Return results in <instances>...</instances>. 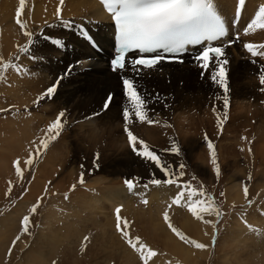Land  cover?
<instances>
[{"label":"bare ground","instance_id":"1","mask_svg":"<svg viewBox=\"0 0 264 264\" xmlns=\"http://www.w3.org/2000/svg\"><path fill=\"white\" fill-rule=\"evenodd\" d=\"M262 4L264 0H245L244 5H239L238 0H213L214 8L229 29V37L225 41L232 40V37H237L238 34L243 44H264V30L257 29L255 33L247 35L243 31ZM58 5L59 0H26L21 19L26 22L27 29L35 34L36 43L31 48L41 57L33 60L29 55L20 53L17 47L25 45L28 39L15 24L19 0H0V57L5 61L11 59L13 63H19L21 66L20 72L10 68L3 74L4 79H0V100H4L3 95L6 94L13 102L16 101L8 102L12 108L0 116V135H4L0 152V185L7 186L9 181H17L12 167L13 161L19 158L23 162L29 153L34 154L40 148V139L44 137L43 130L60 111L66 112L63 119L67 121L57 140L51 142L48 149L41 148L42 155L39 159H34L31 185L17 203L16 212L20 213L25 202L47 192L54 197L58 193H67L68 199H60L55 203L51 201L47 205L49 207L41 211L39 229L30 241L29 249L24 250L27 242L20 240L18 251L11 254L12 260L18 257L16 264H140L138 255H135L137 253L127 247L115 230L116 207H121V216L131 222L130 227L138 228L136 221L142 220L140 223L144 224L139 226L143 230L141 234L148 236L146 230L153 231L150 234L153 233L154 236H150L145 244L164 251V255L154 258V264H187L194 260L198 253L199 257L206 259L208 250H184L183 243L164 220V213L167 211L173 225L179 227L190 239L202 243L213 239L215 229L211 223L197 221L186 208L172 205V199L178 190L173 189L168 193L167 200L169 206L171 205L168 208L166 200L162 198L166 193L165 189H152L148 195V203L144 206L138 204L136 199L130 200V193H127L125 185L122 186L125 180L123 175L135 177L133 174L136 173V177L145 176L144 179L149 180L150 173L155 168L128 149L120 113L126 101L118 83V73L112 72L107 64L112 54L113 32L110 17L96 0H64L61 13L63 20L73 19L74 24L81 23L82 20L85 24L96 22L94 26L97 30L91 27V32L103 49L102 53H98L79 37L76 30L68 31L56 20L55 8ZM238 7L239 20L235 29L233 24L238 17ZM45 21L53 26L47 27ZM41 33L50 34L63 41L64 46L59 47L51 40H43ZM241 41H235L232 47L226 48L229 61L226 66L229 89L227 96L229 107L234 106L230 109L226 121L229 123V120H235L237 124L225 125L224 137L228 142H218L215 150L223 158L222 154H236L234 149L240 148L242 152H248L247 155L243 153L247 160L253 155L255 165L260 168L258 171L262 172L264 126L258 120V113L264 112V107H259L257 98L261 99L260 96L264 95L260 90L264 85L259 82L260 71L257 66L259 61L264 62V57H258L259 61L248 58L249 53L244 52ZM236 44L243 51L231 60L230 51L236 52ZM16 56L20 57L19 61L14 59ZM253 59L255 63H251ZM78 61L82 63L77 64ZM67 64L73 65V70L71 75L60 81L54 97L40 101L39 104L43 106L39 110L36 109L38 112L24 113L25 108L32 110L37 97L54 83L58 75L68 70ZM24 70H27L26 73ZM202 72L203 75L200 76ZM211 75V70L205 71L188 56L183 63L160 64L154 70H146L139 82L143 85L142 90L146 88L153 96L159 93L162 98V102L149 104V108L154 110L150 115L159 123H135L130 128L139 138L154 147L158 138L155 131H165V126L177 128V139L184 142V138L190 140L191 130L196 129L197 133L209 119L217 123L218 118L222 119L221 114H218V106L222 104L225 110L224 93L222 88L212 82ZM109 92L114 94V98L109 108L104 111L102 106ZM217 96L221 98L217 100ZM29 103L31 108L27 107ZM120 104L123 106L119 107ZM96 113L99 114L94 115ZM209 125L212 123L209 122ZM229 132L236 134L231 137L226 134ZM163 134L165 145L162 150L176 144L174 135L168 132ZM216 134L211 135V138L215 140ZM200 140L202 141L197 134V138L192 140V145L197 146L201 143ZM101 151H105V155H100L102 166L99 171L105 172V175L88 180L89 173L86 171L84 183H77L81 172L79 164L83 163V168L87 170L92 168V153ZM192 156L195 157L190 158L192 161L199 158L201 167H207L210 158L208 150L204 151V154ZM166 158L164 157L168 161L170 157ZM236 162L233 160L234 165ZM140 165L146 168L149 165L151 169L142 173L143 166ZM261 172L260 174H263ZM58 176L60 178L55 182L54 188L45 192L49 181ZM157 178L163 179V176L158 173ZM73 184H76V189L70 191ZM94 188L98 196L92 193ZM229 192L231 206L242 204L246 199L243 190H239L236 184L229 188ZM262 193L264 184L257 195ZM14 210L15 208L5 217L10 218ZM204 219L208 220L205 217ZM235 219H238V216L231 217V220ZM238 221V225L231 223L242 227L241 229L230 233L224 231L219 236L218 243L222 246L220 251H225L220 263L264 264V204L241 216ZM85 236L89 239L85 240ZM131 236L136 238L135 235ZM157 238L163 239L164 245H156L154 242ZM1 245L3 247V244ZM149 264L153 262L149 261Z\"/></svg>","mask_w":264,"mask_h":264},{"label":"snow or ice","instance_id":"2","mask_svg":"<svg viewBox=\"0 0 264 264\" xmlns=\"http://www.w3.org/2000/svg\"><path fill=\"white\" fill-rule=\"evenodd\" d=\"M26 0H19V7L16 9L15 24L19 27L23 36L27 37V43L23 46H17L20 53L30 56L31 59L36 60L41 57L36 55L35 49L31 46L35 45V34L27 29V24L21 19L22 13L25 9ZM105 10L110 14L111 20L114 23L116 48L115 55L110 61L111 71L118 73V83L122 88V94L126 101L122 108L123 131L127 136V144L131 151L142 160L154 165L155 171L150 174V179L143 185L144 189H148L149 185H176L179 189L176 196L172 199V205H177L182 209L187 210L197 221H202L205 224H212L216 228L220 218L224 215L221 208L216 204L215 198L209 195L203 185L199 188H193L191 181L181 183L184 177V169L186 165L181 162L175 168L173 164L166 161L161 153L155 150L150 144L139 138L131 130L130 126L135 123L141 124H158L159 121L155 120L150 112H154L149 108V104L157 101L162 102L159 93L151 95L147 89L139 82L142 79L146 70L156 69L162 61L168 62H183L179 56L173 55L176 53L183 54L188 51L187 46H199L193 59L205 71L211 70V80L214 84L223 89V104L224 108L229 107L227 87V65L229 63L226 56V47L222 38L227 36V29L225 22L214 10L213 0H100ZM239 5H244L245 0H238ZM64 0H59V5L55 8V18L60 21L64 28L71 29L74 26L73 22L65 21L62 18V6ZM239 15V7L237 10ZM47 27L53 25L45 21ZM257 29L264 30V4H262L258 11H256L254 18L243 29L244 34L255 33ZM81 31L83 28L81 27ZM43 40L49 41L59 47H63V41L55 39L50 34L41 33ZM239 36H237V39ZM209 42V43H206ZM210 42H219L213 45ZM235 43V40H229L228 44ZM244 49L251 55V57H264V44H256L246 42L243 44ZM135 53V55H132ZM16 61L20 60L19 56L14 58ZM255 63V59L252 61ZM82 62H77L81 64ZM73 65L68 66V70L55 81L46 90L41 93L33 102L37 106L40 101L45 99L51 100L60 84L62 79L71 75ZM10 68L16 69L20 72L21 66L19 63H13L12 60L5 61L0 57V79H4V73ZM264 69V65H261ZM27 70H24L26 73ZM24 74V73H21ZM203 75V72L201 73ZM259 82L264 85V73L259 77ZM264 92V87L260 89ZM114 94L109 92L103 103V109L107 110L112 103ZM221 97L217 96L219 100ZM264 103V101H262ZM27 111V108L25 109ZM9 111V109H0V112ZM215 111V108H213ZM96 113L94 115H98ZM66 112L60 111L55 119L50 122L46 129H44V137L40 139V148L35 153H29L27 159L23 162L19 158L13 161L12 167L15 171V177L18 181L25 179V171L31 170L34 159H39L42 155V149H48L51 142L56 141L65 129L67 121L65 118ZM227 112L224 113L223 118L217 121L218 128L223 127V120H227ZM87 119V118H86ZM206 146L211 157V165L217 177L221 175V168L217 161V153L214 143L204 136ZM165 152H170L179 156L181 149L178 144H173L171 148L164 149ZM251 151V149H249ZM99 153H95L93 157V166L98 167ZM23 163V167H22ZM81 167L80 177L77 183H84L83 165ZM157 173L163 176V179L157 178ZM251 177H249L250 179ZM192 180L196 177L192 176ZM51 184V181H49ZM124 184L127 190L136 195L134 188L139 184L138 179H125ZM23 188V183H21ZM12 182L9 181V187L5 195L12 192ZM76 189V184H73L70 191ZM27 191V189H24ZM48 191V185L45 186V192ZM244 196L247 199L249 189L247 186L243 188ZM142 202L147 204V200L143 199ZM220 196L223 197L224 193L221 192ZM43 197L37 199L36 204H33L29 209V214L24 215L20 221L21 235H32L30 231V216L35 214L40 206ZM65 199H68V194L65 193ZM251 205L252 201L248 200ZM171 207V205L169 206ZM216 217V221L212 222L204 219V215ZM115 230L121 235L124 242L138 254L141 264H149L158 253L152 248L148 247L145 243L141 242L139 237L133 238L128 229H130L127 219L121 216V207L115 209ZM164 220L169 229L179 238V240L188 246L195 249L203 250L207 247L204 243L197 242L195 239H190L183 232H181L170 220L167 211L164 213ZM21 235H17L12 240L11 246L8 248V254L11 255L12 248L16 246L17 241L20 240ZM85 240L89 238L84 237ZM216 237L213 235V240Z\"/></svg>","mask_w":264,"mask_h":264},{"label":"rangeland","instance_id":"3","mask_svg":"<svg viewBox=\"0 0 264 264\" xmlns=\"http://www.w3.org/2000/svg\"><path fill=\"white\" fill-rule=\"evenodd\" d=\"M236 25H234L235 29H237ZM234 35H236V34H234ZM237 36H238V34H237ZM234 37H232V39H234L237 43L239 41H241V40H239V38L237 39V37H235V38ZM241 44L243 46V42L242 41H241ZM237 45L238 44H236V48H237L236 52L230 51L229 58L231 60L234 59V57H236L237 55L238 56L241 55L243 50H244V52L246 51L245 49H243V50L239 49V47H237ZM27 58H29V57H27ZM248 58H253V57H251V55L248 54ZM255 59L259 61L258 57H256ZM252 61L253 60H251V63H253ZM71 62H74V61H71ZM22 63H24V61ZM26 64H28V63H26ZM261 65H264V62L261 63L259 61V65L257 66V69L259 68L260 75L262 73H264V69L262 71L261 70L262 68H260ZM200 76H201V74H200ZM257 77H259V76H257ZM258 92L260 94H262V92H260L259 90H258ZM260 98L261 99L257 98V103L260 104L259 105L260 108H263L264 107V103L262 104V101H264V95L260 96ZM3 99L4 100H0V106H2V107H0V109H10L12 107H10L11 105H9L8 102H11V103H15L16 102L15 100L13 102V100L9 96H7L6 94L3 95ZM40 104H39L38 107H36V104H34L35 107H33L32 110L31 109L27 110V111L24 110L23 112L24 113H32L31 111L38 112L36 109L39 110L43 106V105H40ZM121 106H123V104H120L119 107H121ZM222 106H223L222 104H221V106L220 105L218 106V114H221V118H223V115H224L225 112H227V115H229L230 114V109H232L234 107V106H231V107L223 110ZM21 107H23V106H21ZM27 107L31 108L30 103L28 104ZM5 112H7V111H5ZM5 112H0V116L3 115ZM120 113L122 115V109L120 110ZM258 120H260L261 125L264 126V112H259L258 113ZM227 121H228V118H227ZM227 121L223 120V128L221 129V128H218L216 122L210 121V119H209L206 122V125L204 127H202L200 130H198L197 133H196V129L195 130L194 129L191 130V134H190L191 138H190V140L188 141L186 138H184V140H185L184 142H181V140L177 139V135L176 134H177V132L179 130L177 128H175V127L171 128L169 126H165V129H166L165 131H163V129L155 131L156 135H158V138L155 141V146L153 148L155 150L159 151L162 156L164 155L165 158H166V156H167V158L170 157L169 159H167V158L166 159L170 163L173 164L174 168L176 166H178L181 162H183L186 165V168L184 169L185 175L181 179L180 182L183 183V182L191 181V184H192L193 188H199L201 185H203L204 190L209 195H211V196H213L215 198L216 204L221 208L222 212L224 213V215L220 218L219 223L216 224V228H215V231H214V235H215L216 239L214 241H212L213 240L212 239L209 242H205L204 243L205 245H207V247L205 249H203V250H208L209 251L207 258L203 259V258L199 257L200 255L198 253L195 256V259L194 260H190L187 264H221L220 262L222 260L220 258L224 256V255H222V253L225 254V251H220V249L222 247L218 243L220 234L222 232H224V231H226L227 233H230V232H233V230L241 229L242 227H238V226L236 227V226L232 225L231 222H234L235 224L238 225L239 224L238 219L241 218V216H244L247 213L249 214L250 212L253 211V209L261 206L262 204H264V193H262L260 195L259 194L257 195V192L261 188V185L264 184V170L262 169V172L261 171L260 172L263 173V174H260V172L258 171L260 168H259V166L255 165V162H254L252 154L250 155L251 158L247 160L246 158H244V154L247 155L248 152L245 153L244 151L242 152V150L240 148H236V149H234L236 151V154L227 155V156H226V154H222L224 156L222 158L221 155L219 156V154H218L219 152L217 153V151H216V153L218 155L217 156V161H218V164L220 165V168H221V175L219 177H217L215 175L214 171H213V166L211 165V162H210L211 161V157L208 158V165H207V167H204V168L201 167V165L199 164V160H200L199 158H196L197 161L196 160L192 161L190 159V158H194L195 159V157H193L192 154H195V155L204 154V151L208 150L207 146H206V142L204 140V136L205 135H207L208 138L214 143L215 148H216V146H218V142H221V143L228 142V141H225L227 138L224 137V134L226 132V131H224V127H225L226 124H229V125L234 124V126H235V124H237V123H236L235 120H229V123ZM209 122L212 123V125H209ZM136 124H139V123L137 122ZM0 126H2V125H0ZM69 128H70V126H69ZM221 130H223V131H221ZM133 132H134V134L139 136L135 131H133ZM164 132H168V133L174 135L176 144L179 145L181 150H184V151H181V154L179 156H177L175 154H172L170 152H165V151L162 150V146L164 147V145H165V143L163 145V138H162V136L164 135L163 134ZM215 133H217L216 134V138L217 139L215 138V140H214L213 138H211V135L213 136V135H215ZM233 133L229 132V133H226V134L232 137L233 135L236 134L235 132H233ZM197 134H198L199 137H201L202 141L200 140L201 143L198 144L197 146H193L192 145V140L197 138ZM3 137H4V135H2V133H1V135H0V152H2V143H3L2 139H3ZM160 143H161V146H160ZM187 143H189V144H187ZM128 149H129V151L131 150L130 147ZM229 151H231V150H229ZM95 153H97V152H95ZM95 153H92L91 161H93V157H94ZM98 153H99L98 167H94L93 164H92L91 165L92 168H89L88 170H87V168L84 169L85 167L83 168V172L87 171L89 173L88 180H95V179L105 175V172L99 171L101 166H102V164L100 163V155H105V151H101V152H98ZM69 155H71V153ZM189 155H191V156H189ZM80 157H82V155ZM233 160H234V162L237 161L236 164H235L236 166L233 164ZM82 164L83 163L79 164V166H81ZM140 167H142V173L147 172L148 170L151 169L149 165H148L147 168L144 165H140ZM239 168H240V170H239ZM133 175L136 177V173L133 174ZM59 176L57 178H55V180H50L51 184H48V189H50L52 187L54 188L55 182H57L59 180V178H60ZM84 176H86L85 173H84ZM192 176H195L196 179L192 180L191 179ZM123 177L125 179H129V178L133 179V178H131V176H128V177L126 176L125 177V175H123ZM249 177H251V178L249 179ZM31 178H32V170H30V171L28 170L25 173V179L23 181H18L17 180L18 181L17 182L16 180H12L11 182H12L13 188H12V192L9 195H5V193L8 190L7 187H9V183H8L7 186L0 185V188H1L0 189V250H1L0 251V264H16L17 263L18 257L12 260L11 255L8 254V248L11 246L12 240L15 239V237L17 235H21L20 221H21V219L23 218L24 215H28L29 214L30 207L33 204H36L37 199L39 197L43 196V199L40 202V206H39L37 212L30 216V221H31L30 231H31L32 235L23 234V235H21V238H20V240H24L23 242H27L24 250L25 249H29V247L31 245L30 241L32 240L33 236L35 235V233L39 229V224L41 222V213H42L41 211L43 209L46 210L49 207L47 205L50 204L51 201L53 203H55V202L60 201V199H64L65 198V195H63L62 193H58V195L54 197L53 195H48L47 194L48 192H47V193H45L42 196H39V197L35 196V198H34L35 200L32 199V200H30L28 202H25L24 203V208L20 211V213H17L16 212V209L18 207L17 203L20 202L21 197L23 196V194H25L24 189H27L28 186L31 185V182H32ZM144 178H146V177L145 176L144 177H141V176L136 177V179L140 180V182H141L140 183L141 186H136L134 188V192L137 193L136 195L130 193L129 191H127L125 189L128 194L130 193V200L137 199V201L139 202L138 204L144 205V203L142 202V197L139 194H143V197L147 198V203H148V199H149L148 195L152 191V189H158V190L165 189L166 193L163 194L162 198L166 200V205L169 208V202L167 200V196H168V193L170 192V190L176 189V190L179 191V189L176 187V185H161V186L149 185L148 189L146 190V189H144L143 185L145 183H147L148 180L144 179ZM21 183H23V188L21 187ZM235 184L239 186V190H243V188L245 186H247L248 189H249V194H248L247 199H245V201L242 204L231 206L230 203H229L230 195H231L230 192H229V188L231 186L235 185ZM124 185L125 184L123 182L122 186L124 187ZM5 187H6V189H5ZM86 187H87V185H86ZM2 189L4 190V193H3ZM1 192L3 194H1ZM221 192L224 193L223 197L220 196ZM92 193L94 195L98 196L96 188L92 189ZM248 200L252 201L251 205L248 204ZM97 206H99V204H97ZM144 206H146V205H144ZM13 208H15V210L11 213V217L10 218H6L5 216H7L8 213ZM260 211H263V209H260ZM2 216H3V218H2ZM232 216H234V217L238 216V219H235V221H233V220H231ZM204 217L207 218L210 221H212L213 219H215L214 222L216 221V217L214 215L209 216V215L205 214ZM3 220H4V222H3ZM141 221L142 220L136 221L137 225L141 226L142 224H144V223H140ZM130 223L131 222H129V224ZM242 224H243V221H242ZM139 226H138V228H135V229H134L133 226L130 227V229H128L129 234L130 235H135L136 237H139L140 241L145 243L146 241L149 240L150 236L151 237L154 236L153 233L150 234L153 231L150 230L151 232H149L148 230H146L148 232V236L143 235V234H141V231L143 232V230L140 229L141 227H139ZM177 228L179 229V227H177ZM231 228H232V230H231ZM180 231H182V230H180ZM154 233H156V232H154ZM142 239H144L145 241H142ZM20 240H19V243L17 241L18 244L16 243V246L12 248V253L16 254V252L18 251ZM4 241H6V242H4ZM197 242H199V240ZM154 243L156 245H164V241L161 238H157ZM200 243H202V242H200ZM1 244H3V247H2ZM227 244L229 245V244H233V243H227ZM149 245H152V244H149ZM183 245H184V250H187L189 248L190 249L194 248V247H191V246H188V245H185V244H183ZM127 247H129V246L127 245ZM129 249L132 250L130 247H129ZM152 249L155 250L158 253V256L164 255V251H159V250L154 249V248H152ZM135 255H138V254H135ZM139 263L141 264V262H139ZM180 264H182V262H180Z\"/></svg>","mask_w":264,"mask_h":264}]
</instances>
